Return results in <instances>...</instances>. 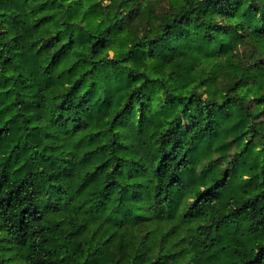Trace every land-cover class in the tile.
<instances>
[{"label":"trees","instance_id":"obj_1","mask_svg":"<svg viewBox=\"0 0 264 264\" xmlns=\"http://www.w3.org/2000/svg\"><path fill=\"white\" fill-rule=\"evenodd\" d=\"M0 264H264V0H0Z\"/></svg>","mask_w":264,"mask_h":264},{"label":"rangeland","instance_id":"obj_2","mask_svg":"<svg viewBox=\"0 0 264 264\" xmlns=\"http://www.w3.org/2000/svg\"><path fill=\"white\" fill-rule=\"evenodd\" d=\"M175 221L158 219L154 220L150 223H144L137 227L126 228L123 233L127 234L128 238L132 240V245L139 247V241H146V232L147 230L150 232V236L152 237L149 242H146L153 251H157L160 245V238L165 236L167 242L171 245L174 244V251H178L179 247L183 245V237L185 236L184 228L177 227L176 232L171 229V225ZM172 230V231H171ZM142 250V247H139ZM180 255H182L183 251H178Z\"/></svg>","mask_w":264,"mask_h":264}]
</instances>
